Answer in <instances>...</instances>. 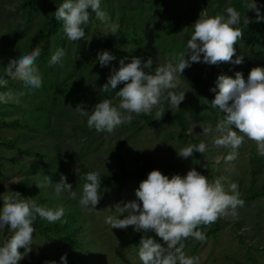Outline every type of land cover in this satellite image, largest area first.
Returning <instances> with one entry per match:
<instances>
[{"label":"rangeland","instance_id":"rangeland-1","mask_svg":"<svg viewBox=\"0 0 264 264\" xmlns=\"http://www.w3.org/2000/svg\"><path fill=\"white\" fill-rule=\"evenodd\" d=\"M21 0H0V62L6 64L21 54L30 53L35 48H41L42 43L37 30L42 24L46 11L53 0H38L31 11L24 10L16 14L14 6ZM166 1V8H163ZM264 2V0H257ZM102 10L108 14L109 21L119 26L116 35L102 34L106 25L99 19H91L83 46L78 47L76 42L68 41L64 35L63 27L51 37V48L48 57L38 58L36 61L42 77V86L39 89L25 87L23 82H17L9 92L11 99L7 103L0 102V137L16 140V143L37 155L26 156L16 149H8L0 143V195L15 192V183L24 177H29V187L50 177L52 184L40 189L37 195L29 200L36 203L41 198H49L52 208H66L73 206L81 216L79 231L81 245L75 246L62 240L46 239L33 233V246L19 264L36 262L43 255L48 257L50 264H62L61 256L66 254L67 264H142L138 256L140 238L133 243L129 242L131 236L140 231L132 226L127 229H116L105 223L109 215L119 216L115 205L135 200V191L142 180L127 179L118 190L117 184L101 188L102 193L96 209L82 208L78 201L82 192L71 172H75L80 164H87L98 171L119 172L116 160L117 152L133 166L137 162H146L151 158H162L170 161L175 168L174 174L186 175L187 171L195 168L206 175L210 181L220 180L227 190L229 182L238 184L239 189L250 185L249 157L250 151L257 153L255 142L245 138L239 149L238 157L232 162H226L224 157L228 149L218 148L214 139L219 135L215 131L217 123L223 118L218 109L210 106L211 99L207 91L199 86L194 92L189 87V81L198 69L202 78L206 77V66L199 67L195 62L186 68L182 83L173 90L180 92L188 89L186 96H192L190 104L185 111L190 115L188 133L192 137H180L174 123L165 121L160 125H145L138 130H132L127 123L117 127L112 133L97 132L87 127V118L81 117L77 106H83L91 112L94 105L100 100L109 99L114 106H118L119 99L115 91L123 87L118 85L116 90L104 92L101 89L111 74L112 69L119 68V60L128 57H140L147 60L152 57L156 67L165 64L173 57H178L187 50V42L193 31L195 20L207 13L213 16L214 9L219 0H209L205 6L202 0H101ZM223 11L219 15L227 16L226 9L230 0H224ZM190 11L191 18L182 19L179 28L172 34H166L164 26L167 21L184 15ZM237 55H243V63L234 65L231 62H221L212 72V79L205 82L208 90L216 88L220 75L235 78L240 71L245 80L252 68H264V41L257 48L249 49L246 38H242L234 45ZM63 49L65 56L61 64L49 65L51 56ZM109 51L116 56L108 66L101 67L97 60L98 53ZM235 59V57H233ZM222 63H224L222 65ZM225 66L223 69L222 67ZM205 68V69H202ZM198 92L203 99L200 103L193 93ZM218 91V89H216ZM216 94L215 91H212ZM3 93V92H2ZM161 100L157 110L165 109ZM169 108V106H167ZM19 120L21 127H13L5 123ZM24 125V126H23ZM201 126L209 127L213 131L208 135L203 133ZM237 130L238 129H235ZM205 142L207 151L203 155L183 159L177 151L195 143ZM116 149V150H115ZM264 159V156H261ZM205 166V167H204ZM61 175L73 186L77 199L69 198L67 192L59 195L55 192V183L60 181ZM259 181V180H258ZM23 198V196H21ZM3 201L0 199V207ZM51 209V208H50ZM237 216L228 215L219 219L220 226L217 237L205 233L206 239L201 242L194 238L184 245L183 251L187 256L196 257L199 264H264V253H257L251 249L256 242L264 245V196L256 200L247 201L242 207L238 206ZM123 218V215L121 216ZM12 233L5 227L0 230V243L10 238ZM240 235H244V242H240ZM156 242L164 244L159 236L152 237ZM250 250V251H249ZM24 252L23 248L19 249ZM249 251L250 257L246 256ZM240 262V263H237Z\"/></svg>","mask_w":264,"mask_h":264},{"label":"clouds","instance_id":"clouds-1","mask_svg":"<svg viewBox=\"0 0 264 264\" xmlns=\"http://www.w3.org/2000/svg\"><path fill=\"white\" fill-rule=\"evenodd\" d=\"M247 9L256 12V22L264 20L255 0L247 5ZM90 12L105 23L102 34L116 35L119 26L109 21L108 14L101 8V0H63L56 8L55 19L63 22L64 35L68 41L86 40L84 26L90 22ZM226 13V17H213L207 13L200 15L193 24L194 31L187 42V50L158 66L154 73L146 71L152 68V57L142 60L133 56L127 63L125 61L128 57L120 58L119 68L114 67L107 82L101 86L107 93L123 84V87L115 91L119 104L114 106L109 99L100 100L91 112L83 104L78 105L77 112L81 117L87 118V127L97 132L112 133L117 127L131 123L132 114H152L162 99L168 101L171 111L178 110L189 90L184 89L178 93L173 90L180 86V77L193 62L209 65L221 62L242 64L243 55H237L234 47L244 34L237 27L241 23V14L233 7H228ZM250 22V18L245 15L244 25L247 26ZM40 55L41 50L35 48L30 53L11 59L5 68V76L23 82L25 87L39 89L43 81L36 61ZM64 56V50L58 49L51 56L49 65L61 64ZM115 59L116 56L107 50L97 55L101 67L108 66ZM7 83V79L0 77V86H6ZM212 91L216 94L210 106L224 113V118L215 128L219 135L214 139V144L218 148L229 150L224 157L225 161L232 162L238 157L245 138L255 142L257 154L264 156V68H252L247 80L240 71L235 73V78L220 75L216 88ZM9 99V92L0 93V102L7 103ZM164 113L157 110L155 119L160 120ZM201 127L205 135L213 131L209 127ZM206 151L207 145L202 141L180 149L177 155L187 159L195 152L204 155ZM83 179L85 183L78 203L82 208L96 209L102 195L100 174L91 171ZM35 184L42 189L51 185L52 180L46 176L43 181ZM72 189V184L67 182L64 175L55 183L57 195L67 192L69 198L75 200L77 193ZM135 196V200L115 205L119 216L109 215L105 218V223L111 229H127L132 226L134 230L144 233L154 231L162 238L166 247L150 236L141 237L138 256L142 264H199L198 258L185 254V246L181 241L194 238L203 242L206 236L198 230L201 226H209L228 215L236 217L237 207L244 204L237 183L229 182L226 190L220 180L210 181L195 168L187 171L184 176L174 174L171 178L160 170L153 169L140 182ZM0 199L3 201L0 207V230L7 227L12 233L10 238L0 243V264H19L32 250L35 232L33 223L37 216L55 223L64 216V208H45L34 200L21 199L19 192L2 194ZM20 248L24 249L23 253L19 251ZM61 262L67 264L66 254L61 256Z\"/></svg>","mask_w":264,"mask_h":264},{"label":"trees","instance_id":"trees-1","mask_svg":"<svg viewBox=\"0 0 264 264\" xmlns=\"http://www.w3.org/2000/svg\"><path fill=\"white\" fill-rule=\"evenodd\" d=\"M38 0H21L18 2L15 6V12L16 14H20L22 11L27 10L31 11L35 8L37 5ZM203 4L206 6L209 2V0H202ZM252 0H230V6L235 8L238 12L241 14V23L237 25V27L241 28L244 32L243 36L246 38V45L249 49H254L259 46L260 43L264 41V20H261L260 22H256L255 16L256 12L251 9H247V5L251 3ZM63 3V0H53L50 4L49 9L46 11L44 20L42 24L39 26L37 30V34L39 39L41 40L42 46L40 48L41 55L40 58H46L48 57L50 53L51 48V37L55 36L60 29L63 27L62 21H57L55 19V11L56 8L60 6V4ZM223 3L224 0H219L218 4L216 5L214 9L213 17L216 15H219L223 11ZM255 3L260 8L261 14L264 15V2H260L255 0ZM163 8H166V1H163ZM102 6V2H101ZM250 18L251 22L246 26L243 23V18L245 17ZM182 18H172L171 21H167L164 26V31L166 34H172L174 33L180 26V21L182 19H189L191 18V21L195 20L193 19V16L191 15L190 11L187 9L186 13L181 16ZM96 19L95 13L90 12V20ZM196 21V20H195ZM90 25V22L84 26L85 33L88 31V27ZM85 39V38H84ZM84 40H79L78 47L81 48L83 46ZM199 67L206 66L203 62H195ZM6 64V62H0V66ZM224 63H222L223 65ZM225 66L222 67V69ZM156 65H152L151 69H146V71L150 73H154L156 69ZM205 69V68H202ZM216 67L212 65H207V68L205 69L206 77L202 78L200 72L198 69L194 70V75L189 81V87L192 89L191 92H194L199 86H202L204 90L207 91V94L209 95V98L211 101L215 97V93L211 90L207 89V86L205 85L206 80L212 79L211 75L213 71H215ZM0 77H3L4 79H7L8 83L6 86H0V93L9 91L11 87H15L17 82H21L18 80H12L10 77L5 76V72L0 70ZM190 94V93H189ZM189 94L186 96L184 101L181 102L180 108L174 109L171 111V109L167 108L168 101L164 99L163 103L166 105L165 109L163 110L164 115L160 120L155 119V114L152 112V114H141V115H133V119L131 123H127V126L131 128L132 130H138L142 128L145 125H160L164 123L165 121H172L176 127H178L177 131L182 138L186 137H192V134H189L188 128L191 122L190 115L185 111V107L190 104V100L192 96H189ZM194 98L198 100L200 103L202 102L203 97L198 94L196 91L193 93ZM220 116L224 118V113L221 112L218 109ZM6 125L13 126V127H21V124L19 120H14L13 122L5 123ZM24 126V125H23ZM195 143L197 139L193 138ZM0 143H3V145L8 149H16L18 152L26 155V156H34L37 155L35 152L29 151L25 149L23 146H20L16 143V140H10L8 141L5 138L0 137ZM116 150V149H115ZM200 155L199 152H195L193 154V157H196ZM1 160V156H0ZM116 160L119 166V172H104V171H98L94 167L87 165V164H80L79 168L75 172H71L70 175L75 177L77 183L81 186L85 183V180L83 179L84 175L91 171H97L100 174L101 178V188H105L111 184H117L118 190H121L122 184L129 178L132 179H143L147 177L148 173L153 169L160 170L163 174L171 175L175 172V166H172V163L170 161H166L160 157L158 158H151L146 160V162H137L133 166L128 163V161L125 159L124 156H122L119 152H117ZM249 177L251 180V183L247 187H243L239 189L240 192V198L245 202L256 200L261 196H264V159L259 156L256 152L250 151V157H249ZM2 167L1 161H0V168ZM259 180V181H258ZM30 182L29 177H24L19 180V183H15V192H19L21 196V199L23 200H29L32 196L37 195L40 189L34 185L32 187H29L28 184ZM49 199H52V197H49L47 199L41 198L38 200L37 204L40 206H43L45 208H51L55 210V208H52L50 204L48 203ZM81 216L78 214L75 207L70 206L64 208V216L61 218V220L55 222V223H49L44 219H41L39 216H37V219L34 221L33 226L35 230L37 231L38 235L41 237H44L46 239H59L62 240L68 244L80 246L81 240L79 239V231L82 229V225L80 224ZM220 226L219 219L209 225V226H201L198 230L202 231L203 229H206L205 233L208 235H212L214 238L217 237V230ZM150 236L151 238L156 235L154 231H150L149 233H144L143 231H140L139 233L133 235L130 237L129 242L133 243L137 238H140L142 236ZM240 242H244V235H240ZM190 240L188 238L187 240L181 241L184 245ZM139 247V246H138ZM251 249L255 250L257 253L263 254L264 253V245H259L256 242L252 244ZM138 250V248H137ZM250 251V250H249ZM249 251H246V256L251 257L249 255ZM30 264H50L48 257L43 255L37 260L36 262H29ZM240 263V262H237ZM72 264H75L73 261ZM243 264V263H240Z\"/></svg>","mask_w":264,"mask_h":264}]
</instances>
